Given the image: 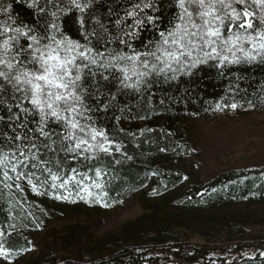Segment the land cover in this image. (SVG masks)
<instances>
[{
	"label": "snow or ice",
	"instance_id": "6c2138e0",
	"mask_svg": "<svg viewBox=\"0 0 264 264\" xmlns=\"http://www.w3.org/2000/svg\"><path fill=\"white\" fill-rule=\"evenodd\" d=\"M100 3L0 0V185L23 201L27 189L72 203L75 195L106 208L123 204L106 202L103 160L122 146L95 113L111 108L121 91H149L202 66L224 76L234 66L264 65V0H127L120 12L109 9V24L94 12ZM14 4L26 6L33 20L14 15ZM70 23L78 24L79 38ZM239 106L233 100L215 110ZM16 227H0L6 264L31 251L8 247L13 233L5 228Z\"/></svg>",
	"mask_w": 264,
	"mask_h": 264
},
{
	"label": "trees",
	"instance_id": "16d2710c",
	"mask_svg": "<svg viewBox=\"0 0 264 264\" xmlns=\"http://www.w3.org/2000/svg\"><path fill=\"white\" fill-rule=\"evenodd\" d=\"M126 5L127 0H101L94 12L103 23L109 24L114 19L108 15L109 9L120 12ZM14 15L27 22L33 20L31 11L23 4H14ZM68 27L73 38H79L78 24L70 23ZM237 76L241 78L237 80ZM108 88L116 92L115 85ZM233 100L242 111L264 110V65L234 66L224 76H220L215 68L202 66L191 78L182 77L170 82L161 80L149 91H121L111 108L94 114L97 123L121 144L123 153L103 157L109 172L105 179L110 181L109 196L105 199L112 204L114 200H123L141 191L144 198L155 201L150 203L148 213L123 224L117 234L108 237L112 247L105 257L85 263L67 260L56 251L43 249L31 264H264V256L260 255L264 252V243L255 244L251 253L234 251L230 255L220 248L175 239L168 229L178 216H170L157 201L163 199L167 204H174L178 199L185 208L189 205L217 207L231 200L264 198V169L228 171L206 184L189 185L179 196L174 192L184 178L182 172L172 165L188 153L183 145L190 131L187 118L214 120L230 110L216 111L217 103L230 104ZM128 156L132 159L128 160ZM117 160L120 163H116ZM26 194L27 200L23 201V194L10 192L0 185V227L13 223L17 226L15 230L5 228L6 232L13 233L8 238V247L13 249L32 247L28 229L43 227L47 222L66 217L82 207L95 211L112 208L103 207L93 198L85 203L75 195L71 199L76 202L72 203L46 195L36 196L27 189ZM17 200H22L23 207L16 203ZM223 221L230 238L244 239L247 236L243 226L232 224L231 217L225 216ZM237 247L240 250L247 248L242 244ZM25 253L21 251L13 261Z\"/></svg>",
	"mask_w": 264,
	"mask_h": 264
},
{
	"label": "rangeland",
	"instance_id": "374dc122",
	"mask_svg": "<svg viewBox=\"0 0 264 264\" xmlns=\"http://www.w3.org/2000/svg\"><path fill=\"white\" fill-rule=\"evenodd\" d=\"M186 123L190 131L183 145L188 153L172 165L184 177L174 190L177 196L193 183L206 184L228 171L264 169V110L230 109L214 120L189 117ZM122 201L123 204L104 211L82 207L43 227L28 229L31 251L13 264H31L43 249L56 251L67 260L85 263L105 257L112 247L108 237L117 234L123 224L148 213L150 203L155 200L144 198L138 191ZM157 201L170 216H178L168 231L179 241L220 248L230 255L234 251L251 253L255 244L264 243V198L231 200L217 207L189 205L185 208L178 199L174 204H167L163 199ZM225 216L231 217L234 226L245 228L244 239L229 237L223 224ZM238 244L247 248L236 249ZM0 264L6 262L0 259Z\"/></svg>",
	"mask_w": 264,
	"mask_h": 264
}]
</instances>
